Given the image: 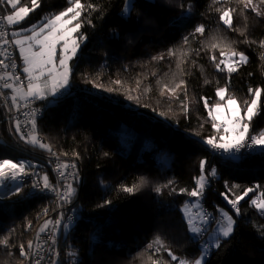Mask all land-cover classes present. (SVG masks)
Wrapping results in <instances>:
<instances>
[{
    "label": "trees",
    "instance_id": "16d2710c",
    "mask_svg": "<svg viewBox=\"0 0 264 264\" xmlns=\"http://www.w3.org/2000/svg\"><path fill=\"white\" fill-rule=\"evenodd\" d=\"M83 2V0H82ZM99 5V11L91 13L92 25L85 24L81 29L87 40L81 47L78 58L73 64V73L63 95L38 101L43 106V113L37 119V129L42 142L52 146L59 156H51L48 151L26 144L15 133L12 111L3 105L0 98V159H28L36 164L38 173H47L54 183V177L48 159L57 162L75 163L79 173L77 194L72 203L65 205V216L75 212L68 233L63 230L57 233V248L63 264H70L66 256L70 250L78 253L80 264H141L134 259L144 251L146 245L159 235L166 245L178 257L194 260L200 253L199 242L189 239L187 224L180 211L185 201L194 200L184 194H169L163 189L158 195L153 188L174 180L175 186L191 190L195 186L194 177L199 175V161L208 160L209 169H217V177L212 179L207 189L203 205L209 213L217 214V208H224L233 215L236 223L230 238L222 240L219 248L210 249L206 257L207 264H264V216L255 208L249 207L248 201L259 192H264V151L260 149L245 158L232 159L230 155L209 154L194 141V131H201L200 124L208 117L204 101L209 98L215 103L217 87L229 86L230 94L243 101L248 98V88L264 89V62L260 60L262 50L258 43H241L244 39L237 32L229 31L222 26L218 28V13L209 8L210 0H134L135 7L130 17L121 15L124 0H89ZM30 0H22L21 6ZM191 3L192 15L182 24H173ZM184 4L185 8L180 5ZM67 0H42L41 7L30 14L22 23L24 26L38 21L47 13L59 12L67 7ZM237 7L233 0L231 5ZM5 14L10 7L0 6ZM264 10V6H261ZM246 35L250 40L264 38V16L256 17L247 11ZM206 26L203 37L191 42L192 49L200 48V40L210 43L213 34L236 41L234 47L249 57V62L228 76L227 72H218L210 55L218 60V50L211 52L205 49L196 55L191 53L185 65L186 75L180 76L176 69L175 58L167 57L159 63L151 60L153 56L166 52L181 44L182 38L188 35L198 24ZM19 25V26H22ZM234 26L245 27V20L234 14ZM195 61V66L192 64ZM156 72V76L151 73ZM176 73V79H184L191 103L188 117L180 114L178 102L172 103V112L167 117L157 112L167 111V102L161 101L156 81L166 82ZM251 73V75H249ZM167 74V75H166ZM143 81L140 102L128 100L127 90L135 87L137 79ZM120 79L122 86L111 82ZM207 79L209 83L205 84ZM97 81L103 87H93ZM148 85L152 91L143 95V87ZM119 87V91L108 92L104 88ZM5 93L6 91L1 90ZM6 94V93H5ZM183 99V93L180 95ZM10 106L9 100L6 101ZM149 105L144 107L143 105ZM264 106V92L261 96ZM157 109V112L153 111ZM264 128V107L253 121V131ZM212 133L211 125L204 124L202 136ZM67 153V155H60ZM73 153L79 155L77 159ZM104 153H109L105 156ZM141 177L147 184L133 194L118 190L121 184L131 186ZM104 181L105 187L100 184ZM229 186L238 184L239 190L228 192ZM261 185L258 192L250 193L240 202L241 214L237 216L230 205L220 195L224 192L233 198L240 190L254 185ZM28 192V184L24 183ZM105 199L112 201L106 207H97ZM48 208V216L43 209ZM54 203L48 196H28L25 199L11 196L0 199V236L14 229L11 242L19 245L33 239L38 227L46 219L53 218ZM28 221L32 226L27 228ZM211 229H209L210 231ZM206 240V239H205ZM0 246V262L17 264L19 248L11 249L13 256L6 255ZM170 260L166 252L159 254ZM175 264V262H173Z\"/></svg>",
    "mask_w": 264,
    "mask_h": 264
},
{
    "label": "snow or ice",
    "instance_id": "6c2138e0",
    "mask_svg": "<svg viewBox=\"0 0 264 264\" xmlns=\"http://www.w3.org/2000/svg\"><path fill=\"white\" fill-rule=\"evenodd\" d=\"M232 2L233 0H210L208 7L213 8L218 13V28L222 26L226 30L237 32L244 37L240 41L241 43L249 46L258 43L259 47L264 50V38L256 41L250 40L246 35L247 11L250 10L256 17L264 16V10L261 8V6H264V0H234L237 7L224 6L226 4L231 5ZM21 3L22 0H0V6L7 5L11 9L8 12L5 8V14H0V25H3L4 28L15 29L11 31L12 39L9 40V33L4 28H0V49H2L0 50V57H4V59H0V68L5 70L0 72V89L11 91L10 96L0 92V98L5 100V107L10 112L13 109L19 110L18 101L25 102L24 107H30L34 101H45L52 97L53 100L49 101V103H52L55 102L56 97L63 95L62 90L68 87L73 73L72 62L78 58L81 47L88 38L81 29L85 24L92 25L91 13L100 10L98 4L89 2V0H83V2L82 0H67L68 6L63 10L47 13L27 27L16 28L15 26L22 25L30 14L41 7L42 0H30V6L27 3L21 6ZM134 7V0H124L121 15L126 18L130 17ZM180 7L185 8V5L181 4ZM192 7L193 5L189 3L185 11L175 18L172 23L182 24L190 19ZM237 11L245 20L244 28L234 26V14ZM205 32L206 26L204 24L196 25L188 35L182 38L180 45L153 56L151 60L159 63L166 57L168 59L175 58L176 69L180 76L187 74L183 65H185L191 53L195 52L196 55H199L205 49H208L209 52L213 50L220 52L222 59L218 60L215 55H210L209 59L218 72H227L229 77L237 72L242 65L249 62V57L234 47L236 41H229L226 37L218 34H213L208 38L211 41L210 43L200 40L201 47L192 49L190 47L191 42L197 40L198 36L203 37ZM5 45H13L18 49L19 58L22 61L20 71L23 76L17 74V62L12 58L13 53L9 48L4 47ZM259 56L260 60L264 62V51H261ZM192 64L195 66L196 62L192 61ZM8 69H11V71H8ZM151 75L156 76L157 73L152 72ZM146 79L147 76H144L143 79H137L135 87L127 90L126 98L128 100L140 102V95L133 96L132 93H139L141 85ZM86 82L93 83V87H103L97 81L86 80ZM111 83L122 86L123 81L116 79ZM204 83L207 84L209 81L205 79ZM156 84L159 97L161 101L167 102L168 108L167 111L159 112L156 108H153V111L157 112L159 116L167 117L168 113L173 111L172 103L178 102L180 114L187 118L191 103L194 101L189 100L186 81L182 78L177 80L176 73H173L171 81L162 82L161 79H158ZM228 88L227 84L224 87L216 88L215 95L218 100L215 103L210 104L209 98L200 97L204 101V108L208 112V117L199 127L202 131L204 124H210L212 133L202 136L201 131H194L193 135L200 137L194 143L200 146L202 150L209 152V154H229L232 159H239L235 154L240 153L242 149H260L264 151V128L253 131V121L260 115L262 107H264L261 104L264 89L249 87L247 90L248 98L241 101L235 95L230 94ZM104 90L114 92L120 89L119 87H107ZM151 91L150 86L144 85L142 94L146 96ZM181 93H183V99H180ZM8 99L11 100V106L6 103ZM143 106L148 107L149 105L145 104ZM25 115L27 117L26 123L31 126L26 130H22L21 121L13 117L15 133L19 135V139L26 144L48 151L51 156H55L59 160V156L53 151L52 146L42 142L40 138L37 129L39 109L31 108ZM60 155L66 156L67 153H61ZM73 155L79 159L77 153H73ZM104 155L108 156L109 153H104ZM34 167V165L24 160L13 162L12 159H0V199L11 196L25 199L34 195L36 190H39V192L47 191L55 194L56 208L53 211L62 209L65 205L72 203L77 194L75 184L79 183V174L75 171H68L69 169H76L77 166L74 162L71 164L58 162L53 169L58 173L59 180L64 181L63 184L58 180L57 184L54 185L47 173L40 175L30 171ZM26 176L36 177L31 185L32 191L29 192L24 191V177ZM69 176L72 177L71 181L68 180ZM216 177L217 169L214 166L209 169L208 160L202 158L199 161V175L193 178L195 186L191 190L183 187L177 189L175 181L171 179L166 184L153 188V191L158 195L163 189H169L170 195L184 194L195 198L194 200L185 201L180 211L183 213V220L187 224V231L192 234L189 237L190 240L196 242L206 234L209 237L200 245V256L194 260L178 257L166 245L161 236L157 235L146 245L144 251L138 253L134 259H139L141 264H173V262L175 264H207L206 257L210 254V249L221 247L222 240L226 242L233 234L236 223L233 215H230L229 211L224 208L218 207L217 214H213L209 213L203 205V199L210 182ZM100 184L106 190L107 186L103 180H100ZM146 184L147 180L141 177L137 183L131 186L119 185L118 190L133 194L140 191ZM225 188L228 189L229 193H232L233 190H239L240 186L238 184L229 186L225 182ZM260 188L261 185L258 184L243 188L239 194H234L233 198H229V195L224 192H221L220 195L230 205L231 210L239 216L241 214L240 202L244 201L250 193L258 192ZM111 204V200L105 199L97 207L103 208ZM248 204L249 207L255 208L261 216H264V192L254 195L248 201ZM42 211L44 216H48V208H44ZM72 220L71 215L65 216L64 212H58L54 220L46 219L38 227L34 237L35 242L33 239H29L26 243H20L19 245L11 242L15 230L10 229L8 234L0 236V246L7 250L6 255L10 258L13 256L11 249L14 247L19 248V257L16 258L17 264H63L60 254L56 250L57 233L63 230L67 234ZM31 226V221H28L26 227L30 228ZM209 229H211L210 233ZM42 234L46 235V240L41 239ZM261 234L264 235V226L261 227ZM48 241H51V244L45 248ZM162 252H166L170 260L161 258L159 254ZM45 254H50L47 261L45 260ZM66 256L71 258L70 264H80L77 251L70 250L66 253ZM0 264H8V262L3 261Z\"/></svg>",
    "mask_w": 264,
    "mask_h": 264
},
{
    "label": "built area",
    "instance_id": "2783aa9c",
    "mask_svg": "<svg viewBox=\"0 0 264 264\" xmlns=\"http://www.w3.org/2000/svg\"><path fill=\"white\" fill-rule=\"evenodd\" d=\"M0 14H3V12L1 11V8H0ZM0 28H4V26H3V25H0ZM4 30L7 31V32L9 33L8 39L11 40V39H12V37H11V35H10V30H11V28H4ZM4 47L9 48V50L13 53L12 58L16 60V62H17V66H18V67H17V74L21 75V71H20L21 63H20V60L18 59V53H17V50H16L15 46H13V45H5ZM0 50H2V49H0ZM0 59H4V57H0ZM3 71H5V70H4L3 68H0V72H3ZM8 71H11V69H8ZM21 76H22V75H21ZM9 82H12V81H9ZM1 90L6 91V92H5V93H6L5 95H7V96H10V95H11V91H10V90L0 89V92H1ZM8 100H9V102L11 103V100H10V99H8ZM6 103H7V102H6ZM24 103H25V102H23V101H19V102H18V105L20 106V107H19V110H18V111H17L16 109H13V110H12V116L15 117V119H18V120L21 121V127H22V130L29 129V128L31 127L30 125H28V124L26 123V119H27V117H26V115H25V113L29 112V111L31 110V108L39 109V115H38L37 119L40 118L41 115H42V113H43V106H42V104L39 103L38 101H34V102H32V104H31L30 107H24V106H23ZM13 124H14V120H13ZM258 150H259V149H255V150H253V149H242L240 153H236L235 155L242 159V158L247 157V156H248L249 154H251V153H256V152H258ZM224 155H227V154H224ZM20 160L27 161V162L31 163L32 165H34V166L36 167V164H35V163H32V162H31L30 160H28V159H20ZM20 160H18V161H20ZM57 163H58L57 161H53V160H51V159H48V164H49L50 167H51V171H52V174H53V177H54V183H53L54 185L57 184V182H58V180H59L58 173L55 172V171H53V169L56 167V164H57ZM69 164H71V163H69ZM35 167H34V169H31L30 171L35 172V173H38V172L36 171V168H35ZM68 171H69V172H72V171L77 172V173L79 174V179H80V173H79V170H78L77 167H76V169H74V170H73V169H69ZM38 174L43 175V174H45V173L42 172V173H38ZM35 178H36L35 176H26V177H24V183H27V184H28V192H29V191H32V189H31V185H32L33 179H35ZM68 180L71 181V180H72V177L69 176V177H68ZM59 182H60L61 184L64 183V181H62V180H59ZM76 185H77V183L75 184V187H76ZM36 195H44V196H48L50 199L53 200V203H54V209L56 208V204H55L56 196H55L54 193L47 192V191H45V192H39V190H36V191H35V194L32 195V196H36ZM58 212H65V209L62 208V209H58V210H56V211H53V213H54V214H53V218H52L53 220L57 217ZM75 212H76V211H73L72 213H69L67 216L71 215V216L73 217V220H74V218H75ZM73 220H72V221H73ZM65 222H67V220H65ZM34 237H35V236H34ZM41 239H42V240H46V239H47L46 235H45V234H42V235H41ZM33 240H34V238H33ZM34 242H35V240H34ZM49 244H51V241H48V242L45 244V248H47ZM56 250H57V252L59 253V249L57 248V245H56ZM59 254H60V253H59ZM49 256H50V254H45V260H46V261H47V259L49 258ZM60 259H61V256H60Z\"/></svg>",
    "mask_w": 264,
    "mask_h": 264
},
{
    "label": "rangeland",
    "instance_id": "374dc122",
    "mask_svg": "<svg viewBox=\"0 0 264 264\" xmlns=\"http://www.w3.org/2000/svg\"><path fill=\"white\" fill-rule=\"evenodd\" d=\"M29 26V25H28ZM16 28H19V27H27V26H24V25H22V26H15ZM13 30H15L14 28H11V30H10V33H11V31H13ZM17 50V53H18V59L20 60V58H19V52H18V49H16ZM21 61V60H20ZM21 65H22V61H21ZM21 75L23 76V73L21 72ZM173 75V74H172ZM173 79V77L170 79V80H167L166 82H169V81H171ZM26 83V82H25ZM65 89H63L62 91H64ZM49 98H52V97H49ZM53 99V98H52ZM19 102V101H18ZM10 106H11V103H10ZM229 155V154H228ZM234 160H236V159H234ZM13 162H15V161H13ZM213 226H215V225H213ZM211 232V230L209 231V233ZM208 235H206V237H205V239L206 240H208ZM205 239L204 240H201L200 242H199V246L200 245H202L203 243H204V241H205ZM200 256V253H199V255H198V257ZM197 257V258H198Z\"/></svg>",
    "mask_w": 264,
    "mask_h": 264
},
{
    "label": "water",
    "instance_id": "95a60500",
    "mask_svg": "<svg viewBox=\"0 0 264 264\" xmlns=\"http://www.w3.org/2000/svg\"><path fill=\"white\" fill-rule=\"evenodd\" d=\"M3 105L5 106V100H3ZM4 191H6L7 189H2ZM5 198V197H4Z\"/></svg>",
    "mask_w": 264,
    "mask_h": 264
},
{
    "label": "crops",
    "instance_id": "0c3cea01",
    "mask_svg": "<svg viewBox=\"0 0 264 264\" xmlns=\"http://www.w3.org/2000/svg\"><path fill=\"white\" fill-rule=\"evenodd\" d=\"M20 63H21V61H20Z\"/></svg>",
    "mask_w": 264,
    "mask_h": 264
}]
</instances>
